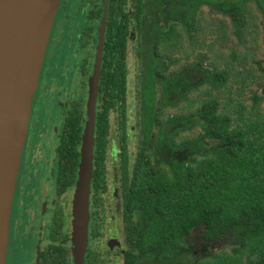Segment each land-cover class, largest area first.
<instances>
[{
    "label": "trees",
    "instance_id": "16d2710c",
    "mask_svg": "<svg viewBox=\"0 0 264 264\" xmlns=\"http://www.w3.org/2000/svg\"><path fill=\"white\" fill-rule=\"evenodd\" d=\"M156 1L148 0V13L138 25L140 141L131 169L125 156V210L134 246L129 264L138 259L142 264H264V95L254 92L250 107L243 101L230 104L231 63L208 68L203 64L208 56L200 53L199 60L174 70L182 59L172 55H194L183 39L185 33L193 37L203 5L231 15L242 39L249 2L264 16V0ZM118 60L128 66L122 81L131 77L132 83L134 68L125 57ZM107 62L102 95L108 110L112 80L120 73L117 61ZM124 87H113V94L122 90L125 97ZM222 90L229 92L225 101L219 97ZM122 119L126 123V113ZM75 152L71 180L76 182L80 152ZM199 229L210 245L204 257L188 245ZM215 246L222 249L213 251Z\"/></svg>",
    "mask_w": 264,
    "mask_h": 264
},
{
    "label": "flooded vegetation",
    "instance_id": "af4514ba",
    "mask_svg": "<svg viewBox=\"0 0 264 264\" xmlns=\"http://www.w3.org/2000/svg\"><path fill=\"white\" fill-rule=\"evenodd\" d=\"M140 9L141 17L138 18ZM147 13L148 0L60 1L21 156L7 264H76L72 242L73 205L69 203V195L75 189L71 172H74L75 149L81 150L91 83L99 68V56L90 244L85 264H129L134 246L129 237L125 210V156L131 169L132 153L128 147L132 136L128 122L131 109L127 105L131 77L122 81L121 75L128 66L118 59L125 57L128 63L131 55L140 59L142 35L138 25L143 24L141 18ZM67 37L73 41L68 47H73L76 54L69 49L65 56L58 57V51L66 49ZM110 58L118 62L114 68L120 73L113 77V87L118 90L125 86L126 91L125 97L122 90L114 95L112 87L110 99L113 104L107 110L102 89L108 79L105 71ZM123 113H126V123L122 119ZM116 124L122 130L121 137H118L120 144L113 145L112 152L118 153L122 177L120 184L112 188L110 203L106 204L110 187L107 158L112 143V126ZM100 132L104 134L102 143ZM76 137H79V143H76ZM109 210H114L115 214L110 215ZM106 221L110 224L105 225ZM106 236H109L105 239L107 245L101 250L99 240ZM143 261L138 259L134 264Z\"/></svg>",
    "mask_w": 264,
    "mask_h": 264
},
{
    "label": "water",
    "instance_id": "95a60500",
    "mask_svg": "<svg viewBox=\"0 0 264 264\" xmlns=\"http://www.w3.org/2000/svg\"><path fill=\"white\" fill-rule=\"evenodd\" d=\"M61 0H0V264H7L11 213L32 105ZM98 69L82 134L72 219L73 255L85 264L91 219Z\"/></svg>",
    "mask_w": 264,
    "mask_h": 264
},
{
    "label": "rangeland",
    "instance_id": "374dc122",
    "mask_svg": "<svg viewBox=\"0 0 264 264\" xmlns=\"http://www.w3.org/2000/svg\"><path fill=\"white\" fill-rule=\"evenodd\" d=\"M249 4L250 13L244 16V19L248 24L243 31L242 39H239L236 33V24L233 23L231 15L219 11L218 9L213 8L211 5L205 4L201 7V11H199L197 15V26H193L191 29L193 37H190L185 33L183 39L185 50L187 52L194 50V55H192L190 58H187L186 53L184 52H179L172 55L173 57H180L182 59L173 68L174 70L184 67L185 64L192 63L193 59L195 60V58L196 60H199L197 55L200 53L206 54L208 56V58L203 63L208 68H211L212 64L224 66L225 63H231L232 74L229 81L231 84H233V91L230 93L232 97L230 104H233L235 100V103L238 101H243L247 106L250 107L253 103L251 95L254 92H257L259 95H264V70L261 68V66L264 67V24H262L264 16L258 10L257 5L254 2L250 1ZM238 23L240 24V21ZM257 24L260 25L258 26V29L255 28L254 32L250 33L249 29H254V26ZM67 38L68 40L66 42V49L62 51L59 50L57 53L58 57L65 56V52L69 49L73 50L74 55L76 54L73 47H68L69 43L73 42L72 39L69 37ZM232 52H235L236 56H233ZM258 62H261V65H259ZM130 65L134 68V73L129 89L127 104L131 109L128 122L129 127L132 128L131 144L128 147L130 149V153H132L133 161L134 157H136L139 151L138 143L140 141V96L137 89V85L139 83L138 71L141 68L140 59L136 58V56L134 58V55H131ZM252 77H254V79H252ZM227 96H229L228 91L222 90L219 92V97L223 101L227 99ZM261 108L264 112V101L261 103ZM171 110L177 111V108L173 107ZM29 127L30 122L27 134L29 132ZM121 130L122 129L118 127V124L112 126V143L109 148L110 154L107 158L110 187L109 191L106 193V204L110 203L109 200L112 188L114 185L117 186L120 184L121 180L119 181V179L122 177V169L120 166L118 153L116 154L112 152L113 145L117 147V144H120V138L118 137H121ZM186 133L188 135H192V132ZM74 192L75 189L69 195V203H72V205L74 200ZM113 206L114 203L112 202V207ZM109 213L110 215L115 214L114 210H109ZM107 224L109 225L110 222L106 221L105 225ZM200 233L201 229L195 230V232L189 238L188 245L192 247L193 253L198 254L199 257H204L207 255V247H210V245L201 238ZM106 237L99 240L98 244H101L99 246L101 250L105 248L104 245H107L105 239H108L109 236L107 238ZM221 249L222 246H215L213 251H220Z\"/></svg>",
    "mask_w": 264,
    "mask_h": 264
}]
</instances>
